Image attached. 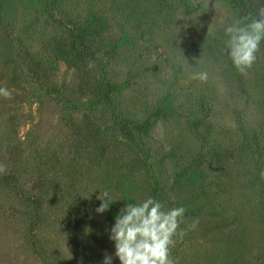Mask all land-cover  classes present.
I'll return each instance as SVG.
<instances>
[{
	"label": "rangeland",
	"instance_id": "1",
	"mask_svg": "<svg viewBox=\"0 0 264 264\" xmlns=\"http://www.w3.org/2000/svg\"><path fill=\"white\" fill-rule=\"evenodd\" d=\"M261 7L0 0V264H119L106 229L149 196L186 209L177 264H264V42L241 74L224 34Z\"/></svg>",
	"mask_w": 264,
	"mask_h": 264
},
{
	"label": "clouds",
	"instance_id": "2",
	"mask_svg": "<svg viewBox=\"0 0 264 264\" xmlns=\"http://www.w3.org/2000/svg\"><path fill=\"white\" fill-rule=\"evenodd\" d=\"M210 4V2H209ZM225 48L233 66L246 74L256 64L261 44L264 42V7L256 15L235 19L224 29ZM206 71L195 72L191 79L208 81ZM0 97L11 99L12 93L0 87ZM3 169L0 168V171ZM264 177V172H261ZM101 201L95 209L103 214L110 209L111 196L104 191L97 196ZM184 207H166L154 197H146L137 203H126L114 217L109 229L108 239L114 244V257L119 264H177L172 255L177 238L183 239L186 230ZM102 264H113V255H104Z\"/></svg>",
	"mask_w": 264,
	"mask_h": 264
},
{
	"label": "trees",
	"instance_id": "3",
	"mask_svg": "<svg viewBox=\"0 0 264 264\" xmlns=\"http://www.w3.org/2000/svg\"><path fill=\"white\" fill-rule=\"evenodd\" d=\"M128 132L130 133V134L128 133V136L132 134V131H129V130H128ZM130 142H131V141H130ZM136 143H137V142H136L135 140H134V142L132 141V146H134L135 149H136Z\"/></svg>",
	"mask_w": 264,
	"mask_h": 264
}]
</instances>
